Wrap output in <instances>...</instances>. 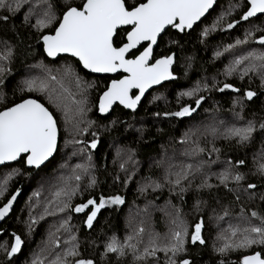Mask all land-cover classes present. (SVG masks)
<instances>
[{"label": "trees", "instance_id": "trees-1", "mask_svg": "<svg viewBox=\"0 0 264 264\" xmlns=\"http://www.w3.org/2000/svg\"><path fill=\"white\" fill-rule=\"evenodd\" d=\"M74 2L80 4L81 0H74ZM230 5L240 6L233 7L231 16L225 17L222 24L218 25L215 30H211V25ZM28 7V4H25L21 13L15 16L10 15L7 22L0 21V55H3L5 51L3 41H7L8 45L13 48L10 62H4L10 68V72L5 75L4 82L0 84V110L19 103L23 99H36L56 116L60 138L56 156L43 168L28 169L26 164L18 162L0 169V173L10 168H17L21 171V174L13 180L8 194L0 202L1 208L12 195L18 191L21 192L13 214L1 227L0 245L6 243L10 249L11 244L14 243L13 233L19 235L24 241L21 251L10 259L6 258L4 251L0 249V264H27L32 252L43 241L46 227L39 226L36 233H30L31 236H29L23 217L25 202L39 182L55 178L54 176L59 171L73 176L74 171H79L76 165H88L89 163L91 164L89 172L95 176L97 184L91 188L86 186L89 175H82L79 181L74 179V182L81 186L82 192L75 194L71 206L84 203L89 198L98 200L100 195L105 197L121 195L125 200L123 205L106 206L102 209L90 231L84 223L87 209L85 213L65 211V218L70 217L69 224L72 223L80 228L75 235L79 240L81 256L93 259L94 264H133L131 254L117 258L110 253L105 259H101L106 242L112 236L118 240L122 239L129 230H132L131 234H134L133 229L138 226L145 228L143 237L145 243H147L150 231L159 233L161 238L166 237L171 227L170 216L166 213L174 212L172 205L181 210L189 232L194 230L195 223L203 220L202 235L206 243L204 245L188 243L186 245L188 252L181 254L193 264H221V261L223 264H242L244 255L259 251L260 247L254 245L252 248L230 250L221 255L213 245L218 244V236L227 233L230 225L235 226L242 223L241 208L249 210L244 215H250L251 210L261 212L264 210V201L258 197L250 201L243 188L238 190L239 201L235 199L234 194L228 193L223 187L214 188L211 193L208 190L197 192L196 185L201 182L200 173L192 179L188 191L181 195L178 189L169 191L170 185L164 183L163 176L169 165L179 167L193 164L195 166L203 162V172L216 174L212 169V164L222 162L223 167H226V162L229 160L235 164L238 159H244L245 165L240 166L239 169L246 174L244 183L255 182L258 187L264 183L259 176L253 175L254 157L264 150V137L259 132L245 146L226 141L222 137L214 139L206 132L210 126L223 130L226 125L239 126L245 122L234 116V111H239V108L232 109L233 99L245 90H255L258 93L253 101H245L246 107L242 113L245 120L264 119V92L260 90L259 77L249 73L251 80L249 76L241 80L238 71L226 75L228 67L239 57L247 55L249 51L264 50V46L256 43L260 36L264 35V32L257 30L258 28L264 29V17L243 21L240 17L246 10L245 0H219L214 10L191 32L180 34L172 30L171 36L179 41L178 44L159 42L155 49L154 57L156 58L165 54H175L176 63L173 68L177 76L175 82L153 90L135 112L126 111L117 106L110 116L101 117L98 115L99 97L106 90L112 77L91 75L70 57L50 61L43 51L42 42L37 40L39 35L48 34L49 30L45 29L42 33H38L34 28L25 27L22 23V14L28 12ZM4 14L6 13H0V15ZM35 20L36 16L33 15L31 23L34 24ZM232 21H238V23L232 29H227L226 23ZM206 28L210 31L207 37H203L201 33ZM248 31L253 32L248 42L236 44L237 40L245 39ZM17 32L24 38L23 42L16 38ZM229 45L233 47L229 48ZM245 64H241L239 68L242 69ZM67 66H71L74 74L79 76L82 82L81 88L84 89V96L87 100L86 111L80 117L83 121L80 126H87L88 131L76 138L86 141L87 145L96 139L97 147L94 152L91 148V150L89 147L86 148V145L72 143V134L65 131L62 107L65 103L70 104V101L65 99L59 88L51 92V98H49V92L39 90L29 92L24 83L25 80L36 79L38 86L39 80L45 76V67L59 77ZM197 83L201 86L207 83L209 90L198 93L205 99L191 116L177 118L163 115L165 112L178 111L185 104L195 107V97L190 98L180 94L195 88ZM225 83L241 89V93H233L230 89H225L223 92L218 91L217 89ZM213 84L215 87H212ZM65 85L76 94V99L81 98L80 90L77 89L74 80L66 78ZM57 105L61 107L58 108ZM72 107L75 108V105ZM211 116L220 122L223 121L224 124L209 123ZM88 121L94 123L89 126ZM93 132L96 133L95 137L92 135ZM185 133L189 134L188 142L181 143ZM194 141L205 149L203 153L191 154L190 150L194 146ZM213 146L220 150L219 153L211 151ZM81 148H86V151L81 152ZM208 155L211 156L209 158L211 160L207 159ZM88 156H91L90 162L87 159ZM121 164L124 165L123 169ZM129 175L131 179L125 184V177ZM116 177H119V180L115 179ZM151 181L162 183L163 187L155 191L148 188L145 193L138 190ZM217 183L218 181L213 182V184ZM184 186L188 187L187 182H184ZM198 199L206 201L199 210L195 208ZM224 209L228 210L227 216L223 215ZM218 215L223 218L217 219ZM30 237L32 240L29 239ZM157 256L159 257L157 264H165L164 253L158 252Z\"/></svg>", "mask_w": 264, "mask_h": 264}, {"label": "snow or ice", "instance_id": "snow-or-ice-1", "mask_svg": "<svg viewBox=\"0 0 264 264\" xmlns=\"http://www.w3.org/2000/svg\"><path fill=\"white\" fill-rule=\"evenodd\" d=\"M215 0H81L76 4L74 0H0V21L7 22L11 16L21 13V9L28 4V12L22 14V23L25 27L34 28L36 32L42 33L48 29V34H41L37 37L38 42H42L43 51L48 57H57L59 54H68L75 57L76 61L91 73H112L117 74L111 78L107 84L106 90L99 97V112L107 113L114 104L122 105L125 109L133 112L137 109L141 98L145 92L153 85H161L164 81L175 80L171 68L174 63V54H165L154 57V46L159 42L178 44L179 41L171 36L172 30L178 33H185L186 30L193 29L201 17L213 7ZM246 10L243 11L240 19L249 21L250 18L257 17L258 14L264 17V0H245ZM240 5H230L229 9L223 12L211 25V30L225 21V17L231 16L233 7ZM36 16L35 23H31L32 16ZM238 21L226 23L227 29H232ZM13 27H15L13 25ZM264 32V29H257ZM210 29L203 30L201 35L207 37ZM253 32H246L244 40H237L236 44H245L248 38L252 37ZM167 37V40H165ZM16 38L23 42V37L19 32ZM5 51L0 55V84L4 82V77L10 72V68L4 62H10L13 48L3 41ZM256 43L264 46V35H261ZM30 47V46H29ZM233 47L229 45V48ZM219 55V53H217ZM191 59V58H189ZM245 62H247L245 64ZM245 64L240 69L239 66ZM59 71V70H58ZM239 72L241 80L249 73L257 75L260 79V90L264 92V50L249 51L247 55L241 56L230 65L226 75ZM71 78L75 81L77 89L80 90V99L75 98V93L71 92L65 85V79ZM251 80V76H249ZM25 85L29 92L39 90L42 92H55L59 88L65 99L70 101L62 107L65 131L73 136L72 143L83 144L91 149L97 147V140L93 139L90 145L86 141L77 139L88 131V127H81L83 123L80 117L86 111L87 103L84 96V89L81 88V80L76 76L71 68L67 66L62 74H53L50 69L45 67V76L39 80H25ZM53 86V87H50ZM215 87V84L212 85ZM230 89L233 93H241V89L232 84L225 83L217 89L223 92ZM137 90V91H133ZM207 83L197 86L190 91L182 92L181 96L195 97V107L185 104L175 112H165L164 116L183 118L191 116L204 101L205 97L199 95L203 91H208ZM23 91V89H21ZM258 96L255 90H245L240 96L232 101L234 116L238 120L245 122L239 126L236 124L226 125L223 130L216 126H210L206 129L207 134L214 139L222 137L226 141H233L239 146H245L254 139V135L259 132L264 137V119L259 121L255 119L245 120L242 115L246 107L245 101L251 102ZM75 105V108L72 107ZM57 107H61L57 105ZM160 115V113H156ZM90 126L92 121L87 122ZM222 125L223 121L220 122ZM70 125V127H69ZM58 121L56 116L49 111L42 103L36 99H23L10 107L0 110V165L19 161L26 164L29 168L40 169L47 161L53 157L57 151L58 144ZM93 137L96 133H92ZM188 133H185L181 143L188 142ZM191 154L203 153L204 148L200 147L198 142H193ZM81 148L80 151H86ZM212 152L219 153L215 146ZM91 161V156H88ZM131 159V157H129ZM211 163V162H209ZM226 167L216 174L202 171L203 162L197 165L186 164L177 167L169 165L164 172L163 181L170 185L169 191L179 190L182 195L191 187L192 179L197 173L201 174V182L196 185V191L208 190L210 193L214 188L223 187L228 193L235 195L237 201L240 200L238 190L243 188L248 199L255 200L257 197L264 201V183L259 187L255 182H247L246 174L240 171V166L245 165L244 159H238L235 164L231 160L226 162ZM124 165L121 164L123 169ZM79 171L73 172V178L79 181L82 175H89L88 187H94L97 184L95 176L91 175L89 169L91 164L76 165ZM176 169V170H173ZM253 175L259 176L264 181V150L254 157ZM14 172L17 170H13ZM215 175L217 184L209 183L211 176ZM115 179L119 180V177ZM131 176H126L124 183L127 184ZM150 180V178H149ZM8 179L4 180V186ZM187 182L188 187L184 186ZM231 185V186H230ZM0 186V195L6 190V187ZM162 183L151 181L138 190L145 193L148 188L153 191L161 189ZM79 190V185L65 186L56 193L59 198L64 199L56 201L55 212H65L71 210L76 213H86L84 221L88 229L93 228V223L98 213L106 206H120L125 200L121 195L99 196V199L89 198L86 202L71 206V199ZM252 190V191H249ZM16 196L13 195L8 202L0 208V220L8 214ZM206 201L198 199L195 204L197 210ZM173 213H166L170 216L169 234L161 238L159 233L150 231L148 233L147 243L144 242L145 228L138 226L133 229L134 234L128 235L121 243L115 236H112L105 244L101 259L108 257V254H114L117 258H122L131 254L133 264H157L158 252L164 253L165 264H193L189 259L183 258L181 254L187 253L186 245H204L206 243L203 235V220L195 223L194 230L189 232L188 225L183 219L181 210L172 205ZM48 213L47 209L45 210ZM147 211V209H145ZM248 209L241 208L242 223L235 226H229L227 233H222L218 239L222 243L214 249L224 255L230 250L248 249L254 245L259 246V251L244 255L242 264H264V210L261 212L251 210L250 215H244ZM228 210L224 209L223 215L227 216ZM217 216V219H222ZM69 218L64 219L59 228V232L64 229L68 233L64 241L65 247L62 252L56 254L51 264H94L93 259L82 257L79 251L80 245L78 237L73 232ZM32 223H35L33 220ZM31 229V225H29ZM14 243L10 249L7 244L0 245L4 251L5 257L10 259L21 251L24 241L19 235L13 233ZM59 247V241L54 240ZM143 245V247H141ZM177 257H181L179 260ZM43 264V261L40 262ZM223 264V261H221Z\"/></svg>", "mask_w": 264, "mask_h": 264}, {"label": "rangeland", "instance_id": "rangeland-1", "mask_svg": "<svg viewBox=\"0 0 264 264\" xmlns=\"http://www.w3.org/2000/svg\"><path fill=\"white\" fill-rule=\"evenodd\" d=\"M228 9H229V6H227V8L222 12H225ZM209 121H210L209 123H212L213 125L217 124V122H220V120H217V118H213L212 116L210 117ZM206 157L208 160H211L209 159L211 156L208 155ZM212 166H213L212 169L215 171V173L220 172L224 168L223 167L224 165L222 162L220 163L216 162L214 163V165L212 164ZM14 169L17 171L14 172L13 171ZM20 174H21V171L17 168H10L0 173V186H4V180L6 178L8 179L7 185L4 186L6 187V190L3 192V195H0V202L8 194V190L13 180L17 178V176ZM54 177L55 178L53 179H46V180L39 182L37 188L31 192V195L27 198V202H25L23 217L25 219V225H27V229H28L27 232H29L28 235L31 236L30 233L32 234L36 233L39 226L46 227L43 241L32 252L27 264H40L41 261H43V264H51V262L55 259L56 254L62 252L63 249L59 250L57 253L55 252L58 249L65 247L64 241L67 239L68 233L64 229H61L59 232L56 231V229L59 228V225L61 224V222L64 219H66L65 212H62V213L55 212L56 201L58 199H64V197L60 196L58 198L56 196V193L60 191L61 189L65 188L66 185L76 186L77 184L76 182H74L75 180L73 176L65 174L61 171H59L58 174L55 175ZM213 179L214 181H212ZM215 181H217L216 176L212 175L211 179L209 180V183L213 184V182ZM88 183H89V180H87L86 186H88ZM80 187L81 186H79V190L77 191L76 194L82 192ZM74 196L71 199V203H72ZM46 209L48 213H54V214H46V211H45ZM33 220L35 221V223H32ZM29 225H31V229H29ZM72 225L73 224L70 223V226L73 232L78 233L80 229L79 226H75V225L72 226ZM131 231L132 230H129L127 234L119 241L123 243L125 238L131 234ZM29 239L32 240L31 237ZM54 240L59 241V245H60L59 247L56 246V244L54 243ZM221 243L222 241L219 240L217 246H219Z\"/></svg>", "mask_w": 264, "mask_h": 264}, {"label": "water", "instance_id": "water-1", "mask_svg": "<svg viewBox=\"0 0 264 264\" xmlns=\"http://www.w3.org/2000/svg\"><path fill=\"white\" fill-rule=\"evenodd\" d=\"M219 2V0H215V3H214V5H213V7L212 8H210L209 10H208V12L207 13H205V15L203 16V17H201V20L200 21H198L197 23H196V25H194L193 26V29L196 27V26H198L199 24H201L202 23V21L214 10V8H215V6L217 5V3ZM259 17H262V16H260V14H258V16L257 17H253V18H250L249 19V21L250 20H253V19H256V18H259ZM193 29H191V30H186V33H189V32H191ZM174 31H176V30H174ZM177 32V31H176ZM180 34H184V33H180ZM157 48V46H154V51H155V49ZM46 54V53H45ZM153 55H154V53H153ZM46 56H47V54H46ZM61 57H70V58H73V59H75L76 60V58L75 57H71V56H69L68 54H59L57 57H55V58H53V57H48L47 56V58L48 59H50V60H52V61H55V60H57V59H59V58H61ZM175 63H176V56H175V54H174V63H173V65H172V68H171V70H172V72H173V74H174V71H173V68H174V65H175ZM82 66V65H81ZM82 68H83V66H82ZM84 69V68H83ZM87 73H89V74H91V75H95V76H101V77H114L115 75H117V74H112V73H91V72H89L87 69H84ZM174 76L176 77V79L175 80H169V81H164L161 85H153L151 88H149L146 92H145V94H144V96L141 98V101H140V103L137 105V109L135 110V111H137L138 110V108L140 107V105L142 104V102L145 100V98L149 95V93H151L153 90H155V89H158L159 87H161V86H163V85H165V84H169V83H172V82H175L176 80H177V76L174 74ZM133 91H137V90H133ZM29 99H33V98H29ZM38 101V100H37ZM38 102H40V101H38ZM41 103V102H40ZM45 106V105H44ZM117 106H119V107H121V108H123V109H125L122 105H119L118 103L117 104H114L113 106H112V108L111 109H109V111L107 112V113H100L99 112V102H98V115L99 116H101V117H108V116H110L111 114H112V112L114 111V109L117 107ZM46 107V106H45ZM126 111H130V112H133L132 110H130V109H125ZM50 111V110H49ZM134 111V112H135ZM59 128V127H58ZM59 138H60V131H59V135H58V144H57V150H58V146H59ZM95 151V149H92V152H94ZM56 153H57V151H56ZM56 153H54V155H53V157H51L50 158V160L49 161H47L46 163H45V165H42L41 166V168H43L44 166H46L51 160H53V158L56 156ZM19 161H14V162H10V163H7V164H5V165H0V169L1 168H3V167H5V166H11V165H13V164H16V163H18ZM27 166V165H26ZM27 168L28 169H35V168H29L28 166H27ZM40 168V169H41ZM15 196H16V199L13 201V203H12V206H11V208L9 209V212H8V214L4 217V219L3 220H0V231H1V227H2V225L5 223V221L8 219V218H10L11 217V215L13 214V211L15 210V207H16V205H17V202L19 201V199H20V197H21V192L20 191H18V192H16L15 194H14ZM13 196V195H12ZM11 196V197H12ZM11 197H10V199H11ZM8 202V201H7ZM6 202V203H7ZM5 203V204H6ZM4 204V205H5ZM3 205V206H4ZM2 206V207H3ZM1 207V208H2ZM93 225H94V223H93ZM88 230H90V229H88Z\"/></svg>", "mask_w": 264, "mask_h": 264}, {"label": "bare ground", "instance_id": "bare-ground-1", "mask_svg": "<svg viewBox=\"0 0 264 264\" xmlns=\"http://www.w3.org/2000/svg\"><path fill=\"white\" fill-rule=\"evenodd\" d=\"M51 61V60H50Z\"/></svg>", "mask_w": 264, "mask_h": 264}]
</instances>
